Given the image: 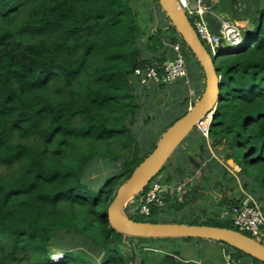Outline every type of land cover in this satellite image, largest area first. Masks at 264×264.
<instances>
[{
	"label": "trees",
	"instance_id": "obj_1",
	"mask_svg": "<svg viewBox=\"0 0 264 264\" xmlns=\"http://www.w3.org/2000/svg\"><path fill=\"white\" fill-rule=\"evenodd\" d=\"M161 10L158 0H0V166L7 170L0 175V264L151 260L143 246L152 238L116 231L107 211L158 142L140 155L131 127L141 107L131 79L137 70L173 60L170 44H184L168 18L164 29L155 26ZM254 20L241 30L245 43L223 47L227 51L215 61L222 76L220 100L208 138L197 127L192 138L203 150L208 142H225L226 158L241 168L244 189L264 193V0ZM191 146L177 151L191 152ZM122 156L123 172L90 180L99 161L115 168ZM190 193L191 201L198 199L192 190L169 209L185 206ZM235 203H227L231 211ZM228 224L218 219L214 226ZM62 231L88 240L96 254L87 259L66 252L54 261L50 242ZM231 249L226 264H264ZM177 257L178 251L166 253L151 264H198Z\"/></svg>",
	"mask_w": 264,
	"mask_h": 264
},
{
	"label": "rangeland",
	"instance_id": "obj_2",
	"mask_svg": "<svg viewBox=\"0 0 264 264\" xmlns=\"http://www.w3.org/2000/svg\"><path fill=\"white\" fill-rule=\"evenodd\" d=\"M234 1H235L234 2L235 5L239 4V8L232 6L233 11L236 12V15H240V16H238L235 20L232 19L230 20L233 21L232 24L234 26L239 27L240 29L247 28L248 24L252 22L256 16H258V11L262 9L263 0H244L246 1L244 4L245 6L243 5L244 2L243 0H234ZM155 5L156 3L153 1L152 7H155ZM253 6L254 8H252ZM249 9L252 10L249 11ZM146 10L147 11L149 10L148 6H146ZM164 14L160 15V18L155 21L156 27H161L162 29L165 28V25L168 23V20L166 14L165 16ZM208 16H211L214 19H216L217 17H221L222 19L225 18L224 15H220L216 11L215 5H214L213 13L209 14ZM238 18L243 20L242 22L243 25H241L240 20ZM254 21H256V19ZM218 36H221V27H220V35ZM225 41H227L229 44L232 45L230 41L228 40ZM225 41H223L221 45L226 44ZM202 44L208 51L205 44L204 43ZM171 45L173 44H170L169 49L174 53V55H176V51L174 50L173 47L174 45L173 46ZM219 51L222 53L227 50L220 49ZM184 58L187 69L189 68L188 79L191 82V87L195 89L197 84L196 82L193 83L192 78L194 77L193 75H195V65H198V71L201 72L200 70L201 68L199 67L200 64L190 49L189 52L184 53ZM218 59L219 57L214 59V61H217ZM138 81L140 84H137L135 79L134 81L133 79H131V85L134 91L133 94L135 95L136 98L135 104L141 107L140 111L137 112L135 115L136 123L134 124V126L131 127V129L133 131L136 141L139 144L140 155H142L146 153V151L150 146L148 131L149 130L156 131L159 126L164 125V123L167 120L169 121L170 117L172 121L175 117L182 116L181 114H183V111L186 108L183 107V104L185 105V102L188 101L189 94L188 93L186 94L187 100L185 98L184 100L185 102L180 97H177L176 93L174 95L172 92L170 93L160 92V96H158L157 93L151 92L148 89L144 88L140 79ZM134 82L136 84L135 88L133 84ZM175 84H177L178 87H182V85L184 84L183 88L184 86H186L185 79H179L176 83H174V85ZM141 87L143 88V90L141 89ZM164 87L167 86L162 85L161 89H163ZM186 88L188 89L187 86ZM202 91H204V88L202 89ZM202 91L200 90L199 97L202 94ZM179 98L182 101L181 104L179 102H175ZM196 99L197 98L195 97L194 100ZM161 100L163 102H160ZM155 101L157 103L158 101L160 102L159 107H157L158 105L155 104ZM189 106L190 105L188 104V107ZM199 131L200 130H197V132ZM194 133L195 130L190 133L191 135L188 137V139H191ZM184 142L185 143L182 144L183 148L187 147L186 141ZM200 149H195L194 151L191 150L190 153H187L186 151H184V153L182 151L181 153V150L176 151L172 155L166 166L164 167L165 169L162 170L161 173L154 179L156 180L158 178V180L162 181L164 184H168V183L170 184L171 182L182 183L184 185V192H185L184 196L187 195L192 190H195L199 194V195H195L197 196L198 199L196 201H191V197L193 196V194L190 193L188 196L185 197L187 204L183 206L181 209L178 210V208L177 209L172 208L173 210L172 209L170 210L167 203V205L164 207V208L168 207L166 210L164 211L160 210V212L158 213L159 214L158 217H156L155 214L150 219H153L154 221L157 220L159 222L166 221L168 223L171 222V223L196 224V225L205 224V225L214 226L217 224L218 219H220L221 221L229 220V219H223V216L226 213L228 214L230 212L232 214L233 211L229 209V204H227L229 200L238 198L240 201L244 199L246 196H251L261 206L264 212V193L260 190H256V192L254 191V193H250V192L248 193V190L244 189L245 181L241 179L242 178L241 168L234 159L226 158L227 155L230 154V150L227 148L225 142L222 145H220V148L217 147L216 149H211V151H209V149L207 148L204 150L203 149L200 150ZM212 153H215L218 159L215 158L214 154H213L214 157H212ZM123 157L124 156L119 157L117 162L114 163L115 168H112V164L107 163L106 160L104 161L101 159L102 162L99 161V163L95 165L96 168L94 169V171H92L94 173L90 175L89 177L90 180L91 178L98 179L103 176H108L114 172L116 173L123 172L124 171ZM6 173L7 170L5 169V167L0 166V175ZM169 178H171V182H167V179ZM147 189L148 187L145 189V191ZM181 194L183 196L182 192ZM166 198L168 201H171V204L183 202V200L172 199L173 194L171 193H168ZM145 218H146L145 216H138L135 217L134 219L145 220ZM228 225L230 226L231 229L236 230V228L232 226L233 223ZM62 232L63 233L57 235L54 238V240L50 242V246H51L50 249L54 251L53 254L51 255L54 261L63 259V254L66 252L76 251L79 254H81L82 257H85L87 259L91 257L93 254H96L94 253V251H90L88 240H86L85 242L84 241L85 239L82 238L83 239L82 240L80 239L81 237L78 238L79 235H76L74 233H66V231H62ZM154 239L155 240L153 241L152 239L147 240V244H149L150 246L146 244H144L143 246L145 252H147L146 253L147 258L151 260L153 258L160 260L161 255L166 253L172 254L176 251L179 252V257L177 258H179L180 260H183L184 258H191V260L193 261L190 262H196L198 264L201 262H208L209 259L210 260L217 259L216 250L213 247H210L206 244L207 243L206 241L209 240L198 239V238H191L190 240H188L187 238H171V239L154 238ZM263 241L264 240L260 242L264 244ZM194 257L199 260L195 261L196 259ZM0 258H3V254L1 253H0ZM151 260H145L143 264H151L152 262Z\"/></svg>",
	"mask_w": 264,
	"mask_h": 264
},
{
	"label": "water",
	"instance_id": "obj_3",
	"mask_svg": "<svg viewBox=\"0 0 264 264\" xmlns=\"http://www.w3.org/2000/svg\"><path fill=\"white\" fill-rule=\"evenodd\" d=\"M172 26L202 67L205 88L199 99L178 118L159 138L154 150L136 167L131 176L118 188L108 211V222L116 231L140 238H198L226 245L264 263V244L235 229L196 224L154 223L131 219L125 214L127 204L139 196L164 169L172 155L184 143L199 122L209 116L220 100L221 74L215 61L203 46L198 34L177 0H158ZM211 31L220 35L221 23L206 17ZM228 48H233L225 41ZM245 43V37L241 45ZM161 83L167 84L163 80ZM161 83H157V87Z\"/></svg>",
	"mask_w": 264,
	"mask_h": 264
},
{
	"label": "built area",
	"instance_id": "obj_4",
	"mask_svg": "<svg viewBox=\"0 0 264 264\" xmlns=\"http://www.w3.org/2000/svg\"><path fill=\"white\" fill-rule=\"evenodd\" d=\"M180 7L186 13L187 18L196 30L200 40L208 49L212 59L221 55L222 42L228 40L232 46L241 45V30L232 24V20L217 17L216 20L221 22V36L214 34L206 17L214 11V5L209 0H178ZM174 45V46H173ZM171 46L176 51L175 58L164 64H153L143 70H137L135 75L140 79L143 85L152 83H161L163 80L168 83H176L179 79H185V85L189 88L188 104L191 107L195 103L194 98L197 93L191 87L188 79V69L185 64L184 53L189 52V47L181 42ZM213 112L199 122L197 128L205 138H208L209 127L212 121ZM208 121V122H206ZM184 194V185L182 183L171 182L164 184L158 178L150 183L148 189L143 191L139 196L132 199L125 208V214L131 216H145L150 219L155 215L156 210H163L164 207L171 204L167 200L166 194H173L172 199L182 200ZM127 209V210H126ZM223 219H229L237 231L247 234L257 241L264 240V212L261 206L251 197L246 196L240 200L234 207L232 214L229 212L223 216Z\"/></svg>",
	"mask_w": 264,
	"mask_h": 264
},
{
	"label": "crops",
	"instance_id": "obj_5",
	"mask_svg": "<svg viewBox=\"0 0 264 264\" xmlns=\"http://www.w3.org/2000/svg\"><path fill=\"white\" fill-rule=\"evenodd\" d=\"M209 1H211L214 5H215V9H216V11L220 14V15H224L225 16V18H227V19H232V20H235L238 16H240V15H236V12H234L233 11V8H232V6L233 7H237V8H239V4L238 5H235L234 4V0H209ZM244 1V0H243ZM240 2H242V1H240ZM245 4V1L243 2V5ZM245 6V5H244ZM252 8H254V6L252 7ZM252 9H249V11H251ZM250 13V12H249ZM236 15V16H235ZM239 20H240V23H241V25H243V20H241L240 18H238ZM242 29H244V28H242ZM173 57L174 58V53L172 52V51H170V57ZM201 69V72L200 71H198V65H195V75H193L194 77L192 78V81H193V83H195L196 82V84H197V86L195 87V89L194 88H192V87H190V88H192L193 90H195L196 91V93L198 94L197 96H198V98H199V94H200V90L202 91V89L203 88H205V76H204V73H203V70H202V67L201 66H199ZM189 69V68H188ZM138 77L136 76V75H134L133 76V81H134V79L136 80V82H137V84H140L139 83V79H137ZM134 84V88H135V86H136V84H135V82L133 83ZM184 85V84H183ZM183 85H182V87H178L177 86V84H175L174 85V83H168L167 82V84H164V86H167V87H164L163 89H161L162 88V86H158L157 87V83H152V82H150L147 86H145V85H143V87L144 88H146V89H148L149 91H151V92H154V93H157V95L158 96H160V92H167V93H170V92H172L174 95H175V93H176V96L177 97H180L181 99H183V101L185 100V98H186V100H187V93L189 94V88L187 89L186 88V86H184V88H183ZM141 89L143 90V88L141 87ZM166 90V91H165ZM188 90V91H187ZM203 92V91H202ZM178 99V100H176L175 102H179L180 104L182 103V101H181V99ZM160 102H163L162 100L160 101ZM159 101H158V103L155 101V104H157L158 106L157 107H159V103H160ZM185 102V101H184ZM188 101H186L185 102V105L183 104V107H186V106H188ZM164 104V103H163ZM166 105V104H165ZM156 107V108H157ZM152 108H153V106H152ZM170 121H171V117H170V119H169V121L167 120L165 123H164V125H161V126H159L158 127V129L157 128H155V129H157L156 131H148V135H149V143L150 142H155V141H158L159 140V138L161 137V135H162V132H163V128L164 127H166V125H168V123H170ZM138 122V121H137ZM150 126V125H149ZM148 126V127H149ZM200 133V131L198 132V134ZM190 142L192 143V146H191V149H192V151H194L195 149H200V143H199V141H198V139H191V141H190V139H187L186 140V146H189L190 145ZM208 149H209V151H211V149H216L217 147L218 148H220V145H218V146H215V147H211V145H209V142H208ZM185 148H187V147H185ZM206 149V148H205ZM187 152L188 153H190V151H188L187 150ZM215 155V153H212V157H214V155ZM215 158L216 159H218V157H216V155H215ZM184 173V172H183ZM168 180V179H167ZM168 182V181H167ZM185 194V193H184ZM183 194V195H184ZM166 196H167V194H166ZM182 198H183V196H182ZM236 199H238V198H236ZM235 199V200H236ZM238 201H239V199L238 200H236V203H238ZM235 203V204H236ZM163 220H166V219H163ZM207 243V245L208 246H210V247H213L215 250H216V254H217V259L216 260H210L209 259V261L208 262H201V263H199V264H226L225 262L226 261H224V258H226V260H228L229 259V254L233 251L231 248H229V247H226V246H224V245H222V244H219V243H214V242H212L211 240H209V241H206ZM196 247V246H195ZM195 258V257H194ZM196 260L195 261H198L199 259H197V258H195ZM246 260V259H245ZM182 261H185V262H189V261H193V260H191V258H184Z\"/></svg>",
	"mask_w": 264,
	"mask_h": 264
},
{
	"label": "clouds",
	"instance_id": "obj_6",
	"mask_svg": "<svg viewBox=\"0 0 264 264\" xmlns=\"http://www.w3.org/2000/svg\"><path fill=\"white\" fill-rule=\"evenodd\" d=\"M241 40H242V39H241ZM224 45H225V44H224ZM223 47H226V45L223 46ZM223 47H222V48H223ZM222 53H223V52H222ZM222 53H221V54H222ZM211 58H212V57H211ZM213 60H214V59H213ZM197 100H198V98H197ZM197 100H196V101H197ZM196 101H195V102H196ZM193 104H194V103H193ZM191 107H192V106H191ZM189 108H190V107H189ZM128 217H129V216H128Z\"/></svg>",
	"mask_w": 264,
	"mask_h": 264
},
{
	"label": "bare ground",
	"instance_id": "obj_7",
	"mask_svg": "<svg viewBox=\"0 0 264 264\" xmlns=\"http://www.w3.org/2000/svg\"><path fill=\"white\" fill-rule=\"evenodd\" d=\"M57 259H58V257H57Z\"/></svg>",
	"mask_w": 264,
	"mask_h": 264
}]
</instances>
